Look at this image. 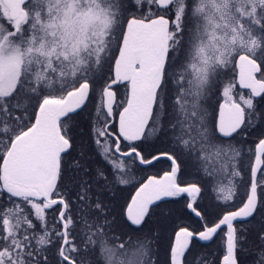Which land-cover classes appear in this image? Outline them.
Wrapping results in <instances>:
<instances>
[{
	"label": "snow or ice",
	"instance_id": "6c2138e0",
	"mask_svg": "<svg viewBox=\"0 0 264 264\" xmlns=\"http://www.w3.org/2000/svg\"><path fill=\"white\" fill-rule=\"evenodd\" d=\"M230 65L238 72L221 80ZM213 88L222 102L210 114ZM97 90L90 136L107 168L90 171L83 154L64 157L75 147L70 122ZM257 97L264 0H0V264H161L160 238L142 226L166 198H184L197 224L173 222L163 264H241L246 245L251 264H264V136L243 192L233 143L264 120ZM151 140L167 150L146 158ZM116 155L171 161L121 206L124 226L105 199L130 183ZM182 164L196 181L179 179ZM220 176L217 200L228 207L213 219L199 200ZM220 232L219 255L195 250Z\"/></svg>",
	"mask_w": 264,
	"mask_h": 264
},
{
	"label": "trees",
	"instance_id": "16d2710c",
	"mask_svg": "<svg viewBox=\"0 0 264 264\" xmlns=\"http://www.w3.org/2000/svg\"><path fill=\"white\" fill-rule=\"evenodd\" d=\"M118 35V34H117ZM226 76L224 73H221L220 79H232L238 69L233 68L231 65L228 69H225ZM238 90V88H237ZM119 99L126 96V89L123 86L118 87ZM222 102V97L218 94L217 89L213 88L208 93L207 98V107L210 114L213 113L214 110L218 109V104ZM257 113H264V98L255 99ZM100 104V100L98 98V90L97 92L90 95V98L87 102V106L83 111L79 113V115L75 116L74 120L70 123L73 126L72 135L75 140V147L70 152V154L64 157L66 163L70 164V162L74 158H79L81 154H83L90 165V171L94 170L97 167L107 168V166L103 163L101 158L96 155L94 151V145L92 142V138L90 136V118L94 116V112L96 106ZM255 126L245 128V130L235 138L233 143L237 148L241 150V167H242V177L238 178V183L241 184L240 191H244L243 184L246 183L249 179V169L248 165L253 162L254 156L252 152H254L255 144L258 142V139L264 136V120L254 121ZM148 145L150 149H148L146 158H150L151 155H158L161 151L167 150L165 148V144L162 140H151ZM113 159L117 161H124L126 164V172L127 178L130 180V183L127 185H114L110 191H108L105 195L106 201L110 203V206L114 209L117 214V223L121 226H124L123 220L119 217V212L121 206L125 204V201L129 200L133 193V185L130 186L132 182L135 181V176L131 179L128 173V166L130 165V158L120 157L118 155L114 156ZM159 162H155L153 165H150L148 170V175H157L161 172H166L171 167V162L166 157H161V159L157 160ZM179 162V161H178ZM162 166V169L157 173V166ZM136 165H134L135 167ZM137 168V167H135ZM180 180L185 182H194L197 180L196 174L185 165H181V175L179 177ZM228 182V178L226 176H220L213 180L212 182L206 183L203 186L202 198L199 200L201 208L206 211L210 218H215L217 215H220L228 205L223 204L222 202L217 200L218 188L220 186L226 185ZM67 183V181H66ZM71 187V185H69ZM239 204V198L234 202V206L231 210H235V206ZM185 200L184 198H176V199H165L160 202L159 207L154 208L151 215L146 219L145 224L142 226V230L144 234L150 235H158L159 236V244L157 246L158 253L160 257V261L164 260L165 255V247L168 242L169 233L173 226V222L182 219L185 223H192L193 225L197 224L196 218L191 216L184 207ZM54 215V213H49V217ZM261 219L260 215H257L256 221H253L251 225L240 224L238 222V226L241 227H253L255 224ZM224 233L220 232L219 235L214 238V240L210 244L201 243L200 241H194L195 250L201 251L204 253H215L219 255L222 244H223ZM253 238L250 237V241ZM55 249L52 250L50 255L52 256V260L54 262ZM252 255L249 251V246H245V250L240 253L239 259L241 264H251Z\"/></svg>",
	"mask_w": 264,
	"mask_h": 264
},
{
	"label": "flooded vegetation",
	"instance_id": "af4514ba",
	"mask_svg": "<svg viewBox=\"0 0 264 264\" xmlns=\"http://www.w3.org/2000/svg\"><path fill=\"white\" fill-rule=\"evenodd\" d=\"M118 87H120V86L119 85L116 86L117 92H118ZM237 92H243L245 95H247L248 90H246V89H239L238 88ZM118 98H119V92H118L117 99ZM257 98H259V97H257ZM257 98H255V99H257ZM142 149H143V152H144L145 156H147L148 155L147 154L148 149H150V146L148 145V143L144 144L142 146ZM161 157H164V156H161ZM161 157H160V159H161ZM155 162H159V161H157V160L156 161H153L152 164H140L138 161L133 162L132 159L130 158V162H129L130 165L128 166V173L131 176L130 178L132 179L134 177V175L136 174L135 178H133V179H135V181L130 184V186L134 184V186L132 188V189H134L132 195L135 194V191L139 187L140 183L145 182L148 177H151V176H157V177H159V176H162L163 175L164 172H161L160 174H157V175H154V174L153 175H148V170L147 169L149 168L150 165H153ZM134 165H136L135 167H137V168H135ZM161 169H162V166H160V165L157 166L156 170H154L156 172H154V173H157ZM170 169H171V167H170ZM170 169L168 171H170ZM166 199H169L170 200V199H176V198H166ZM218 235H219V233H218ZM212 241H210L208 243H205V244H210ZM200 242L201 243H204L202 241H200ZM161 264H163V259L161 260Z\"/></svg>",
	"mask_w": 264,
	"mask_h": 264
},
{
	"label": "water",
	"instance_id": "95a60500",
	"mask_svg": "<svg viewBox=\"0 0 264 264\" xmlns=\"http://www.w3.org/2000/svg\"><path fill=\"white\" fill-rule=\"evenodd\" d=\"M202 242H204V243H208V242H210V241H202Z\"/></svg>",
	"mask_w": 264,
	"mask_h": 264
}]
</instances>
